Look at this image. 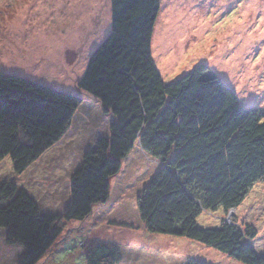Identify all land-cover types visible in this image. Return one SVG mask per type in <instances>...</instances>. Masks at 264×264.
I'll return each instance as SVG.
<instances>
[{"label":"trees","instance_id":"16d2710c","mask_svg":"<svg viewBox=\"0 0 264 264\" xmlns=\"http://www.w3.org/2000/svg\"><path fill=\"white\" fill-rule=\"evenodd\" d=\"M110 2V31L76 83L110 115L109 134L84 150L62 213L42 212L14 178H0V229L6 244L21 248L17 264H36L46 254L62 233L60 220L82 221L105 203L110 179L135 146L160 163L137 196L148 232L197 241L242 264H264V253L250 244L254 226L221 220L209 228L196 221L203 210L237 208L256 182L264 184V108L241 107L203 63L165 82L151 54L160 0ZM81 103L72 91L0 72V161L8 156L14 174L23 173L63 136ZM80 246L85 264L122 258L113 242L91 239Z\"/></svg>","mask_w":264,"mask_h":264},{"label":"rangeland","instance_id":"374dc122","mask_svg":"<svg viewBox=\"0 0 264 264\" xmlns=\"http://www.w3.org/2000/svg\"><path fill=\"white\" fill-rule=\"evenodd\" d=\"M110 0H0V72L72 91L82 103L63 136L17 175L10 158L0 161V178H14L42 212L61 214L70 195V176L84 150L109 134L110 115L78 90L93 49L110 31ZM153 62L165 82L206 64L235 92L241 107L264 108V0H160L151 37ZM160 167L139 146L110 179L109 198L82 221H63L62 233L36 264H85L82 243H116L118 264H242L213 247L144 228L137 196ZM255 227L250 242L264 253V184L256 182L243 202L228 212L203 210L200 227L220 221ZM21 249L8 245L0 229V264H17Z\"/></svg>","mask_w":264,"mask_h":264},{"label":"crops","instance_id":"0c3cea01","mask_svg":"<svg viewBox=\"0 0 264 264\" xmlns=\"http://www.w3.org/2000/svg\"><path fill=\"white\" fill-rule=\"evenodd\" d=\"M110 15H111V11H110ZM110 25H111V22H110ZM21 249V248H20Z\"/></svg>","mask_w":264,"mask_h":264}]
</instances>
